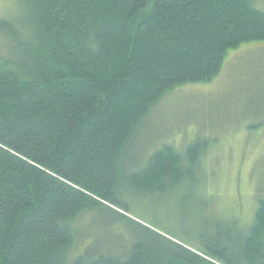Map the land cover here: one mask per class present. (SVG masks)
I'll use <instances>...</instances> for the list:
<instances>
[{"label": "trees", "instance_id": "16d2710c", "mask_svg": "<svg viewBox=\"0 0 264 264\" xmlns=\"http://www.w3.org/2000/svg\"><path fill=\"white\" fill-rule=\"evenodd\" d=\"M255 4L15 0L14 19L0 18V264H264L261 198L237 246L218 237L193 249L129 216L145 195L196 189L205 143H190L185 158L162 145L142 169L125 171L166 94L211 82L228 51L264 42ZM103 214L128 245L118 237V254L89 240L75 253L78 220Z\"/></svg>", "mask_w": 264, "mask_h": 264}, {"label": "rangeland", "instance_id": "374dc122", "mask_svg": "<svg viewBox=\"0 0 264 264\" xmlns=\"http://www.w3.org/2000/svg\"><path fill=\"white\" fill-rule=\"evenodd\" d=\"M14 2L0 0L1 19H14ZM255 2L264 12V0ZM197 139L206 144L194 168L197 188L145 195L144 203L133 202L129 216L193 249L218 237L237 246L238 236L243 238L254 223L258 199L264 200V42L228 51L211 82L187 84L166 94L132 141L125 171L142 169L162 145L185 158L186 146ZM110 223L106 214L79 219L75 253L90 240L87 247H117L115 252L121 254L118 237L125 238L123 227ZM122 245H128L126 239Z\"/></svg>", "mask_w": 264, "mask_h": 264}]
</instances>
